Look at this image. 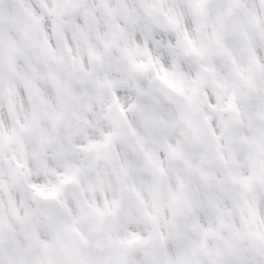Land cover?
<instances>
[{"label":"clouds","instance_id":"clouds-1","mask_svg":"<svg viewBox=\"0 0 264 264\" xmlns=\"http://www.w3.org/2000/svg\"><path fill=\"white\" fill-rule=\"evenodd\" d=\"M0 264H264V0H0Z\"/></svg>","mask_w":264,"mask_h":264}]
</instances>
